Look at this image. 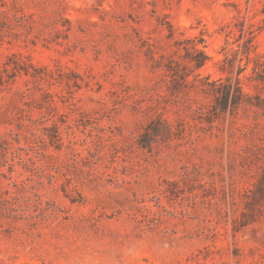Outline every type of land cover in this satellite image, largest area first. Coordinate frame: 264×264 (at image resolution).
I'll return each mask as SVG.
<instances>
[{
	"label": "rangeland",
	"instance_id": "rangeland-1",
	"mask_svg": "<svg viewBox=\"0 0 264 264\" xmlns=\"http://www.w3.org/2000/svg\"><path fill=\"white\" fill-rule=\"evenodd\" d=\"M237 18L264 58V0H0V264H264V83L223 69ZM178 40L210 56L187 86ZM239 63L251 101L209 122L194 75Z\"/></svg>",
	"mask_w": 264,
	"mask_h": 264
},
{
	"label": "trees",
	"instance_id": "trees-1",
	"mask_svg": "<svg viewBox=\"0 0 264 264\" xmlns=\"http://www.w3.org/2000/svg\"><path fill=\"white\" fill-rule=\"evenodd\" d=\"M237 19L238 23H234L235 27L232 24L226 25L228 27L227 34L228 36L231 34L237 35L236 41L238 42L239 48L236 54L245 55H234L232 58L226 56L223 69H227L228 65L232 68L238 56L240 61L245 56L247 58V64L251 60L254 61L252 72L246 77L254 82V86H259L264 83V58L263 56L252 58L250 55L256 37L255 24L247 23L240 18ZM190 41L191 45H189ZM202 41H204L203 38L199 42ZM175 45L177 47L174 52L178 58L173 56L169 57L168 69L172 75H181L183 78L181 83H185V86H187L189 83L187 76L195 69L202 68L210 59V56L205 49L198 47V43L194 42V40H178ZM182 50H184V53L181 52ZM245 68L239 63V71L235 79H233V75L219 78H212L211 74L205 76H201L200 74L194 75L191 81L192 86L201 90L212 99L209 104L201 103L197 108L198 112L209 122L221 118L227 112L236 113L246 101H251L252 96L245 91L242 78L240 77V73ZM255 96L257 101L252 102V104L261 107V96L258 94Z\"/></svg>",
	"mask_w": 264,
	"mask_h": 264
}]
</instances>
